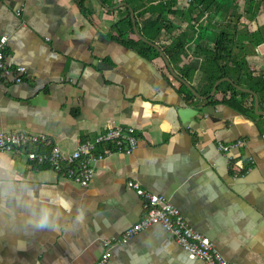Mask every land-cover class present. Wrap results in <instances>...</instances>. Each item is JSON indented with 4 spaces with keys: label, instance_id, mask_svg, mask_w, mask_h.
Returning a JSON list of instances; mask_svg holds the SVG:
<instances>
[{
    "label": "crops",
    "instance_id": "obj_1",
    "mask_svg": "<svg viewBox=\"0 0 264 264\" xmlns=\"http://www.w3.org/2000/svg\"><path fill=\"white\" fill-rule=\"evenodd\" d=\"M198 1L0 0L5 62L26 69L17 84L0 77V133L44 135L65 153L112 127H132L138 139L132 154L96 160L87 187L0 154V264H95L103 241L120 239L143 216L128 181L163 195L229 264H264V116L251 94L236 89L235 103L226 102V85L211 94L221 79L245 81L246 70L264 76V39L251 40L264 31V14L252 11L264 0H244L249 29L228 19L232 0ZM130 9L139 34L167 52L200 98L156 49L130 45L141 41L129 30ZM186 30L195 36L188 42ZM221 32L231 47L214 68ZM242 46L247 52L237 55ZM237 140L244 145L218 148ZM109 253L107 264H204L158 225Z\"/></svg>",
    "mask_w": 264,
    "mask_h": 264
},
{
    "label": "built area",
    "instance_id": "obj_2",
    "mask_svg": "<svg viewBox=\"0 0 264 264\" xmlns=\"http://www.w3.org/2000/svg\"><path fill=\"white\" fill-rule=\"evenodd\" d=\"M7 39L0 38V77L5 83H20L25 68H10L5 62ZM138 139L132 127H112L91 140L80 142L70 152H62L51 145L44 135L25 133H0V154L11 153L30 166L48 168L74 183L87 187L94 175L93 163L115 152L130 155L137 147ZM244 145L242 140L232 144H219V150L227 153ZM141 199L143 216L139 222L129 227L118 240H104V251L95 264H107L109 249L115 243L126 242L144 229L158 225L167 231L186 252L189 258L201 260L204 264H229L216 250L214 244L191 228L179 210L163 195L155 194L135 181H128Z\"/></svg>",
    "mask_w": 264,
    "mask_h": 264
},
{
    "label": "trees",
    "instance_id": "obj_3",
    "mask_svg": "<svg viewBox=\"0 0 264 264\" xmlns=\"http://www.w3.org/2000/svg\"><path fill=\"white\" fill-rule=\"evenodd\" d=\"M225 1V0H223ZM198 2L200 3H206V0H199ZM248 3H247V7H248ZM137 16L135 15V20L137 22ZM128 25H129V30L132 31V25H131V20H130V16H129V19H128ZM138 28V27H137ZM139 30V28H138ZM140 32V31H139ZM260 30H258L257 32L253 33V34H260ZM228 35L225 33V32H221V34L217 35L216 37V42L214 44V49L212 51L213 55L210 59V64L214 66V68H217L218 66V63L219 61L222 60V57L223 55L228 52L229 48L231 47V40L232 39H228ZM138 44H140L142 46L141 50H145L147 52H151V53H154L155 55H159L158 52L153 49L151 46L137 40V41H133L132 44H130L131 46L133 47H136ZM163 50V48H162ZM163 52L165 53V55H168L166 51L163 50ZM244 65V63H243ZM241 66V65H240ZM219 71H220V75L223 77V76H226L228 73L225 71V68L220 66L219 67ZM245 81H242L241 78H237V79H234L233 82L235 84H237L238 86L242 87V88H247V89H251L252 91L256 92L258 97H259V109L260 110H264V76H259L257 78H254L252 76V72L249 71V70H246L245 72ZM183 78H185L186 80H188V78L183 74ZM247 80V82H246ZM249 81H252V84L249 85L248 82ZM212 85V84H211ZM210 85V89L212 88V86ZM222 85H226L225 87L228 88V90L230 91V98L226 100V93H224V97H223V101L226 100V102H229V103H235L236 102V93H237V90L236 88H234L229 82H224V83H221V84H218L217 86V90H221L222 88ZM182 87L186 90L187 94L190 96V97H193L192 94L190 93V91L187 90V88L185 86L182 85ZM209 89V90H210ZM226 92V91H225ZM240 93V92H238ZM208 94V93H206ZM252 106H254V99L252 98Z\"/></svg>",
    "mask_w": 264,
    "mask_h": 264
},
{
    "label": "rangeland",
    "instance_id": "obj_4",
    "mask_svg": "<svg viewBox=\"0 0 264 264\" xmlns=\"http://www.w3.org/2000/svg\"><path fill=\"white\" fill-rule=\"evenodd\" d=\"M230 1L231 0H227V2H225V3H230ZM225 5H228V4H225ZM229 8V10H230V12H232V8L233 7H236V8H234V10H235V14H230V17H228V19L231 21V24L233 25V24H235V26H236V24H237V27H238V23H240V24H244V21H245V19L246 18H248L249 16V14L246 12V10H245V7H246V3L244 2V0H232V2L230 3V5L228 6ZM249 9H250V7H248ZM252 11L254 12V13H260V14H264V8H260V9H257V10H255V9H253L252 8ZM237 12V13H236ZM255 15H253V14H251V17H254ZM249 22H252L250 19H249ZM245 26H243V28L244 29H249V27H248V25H247V23H245L244 24ZM238 29V28H237ZM234 31V30H233ZM254 31V30H253ZM258 30H256V31H254V32H257ZM238 32H242L241 30L239 31L238 30ZM243 33V32H242ZM189 34V35H188ZM145 36H147L148 37V35H146V34H144ZM184 38H185V40H187V42L188 41H190L191 39H190V37L191 38H195V36L194 35H192V34H190L189 33V31H182V34H181ZM246 37H248V36H242V38H246ZM264 39V31H261V33L260 34H258V35H256V34H251V40H254V41H260V39ZM185 47H188V46H190L189 44H185L184 45ZM239 47V46H238ZM243 48H245L244 46H242L241 48H239V49H237V50H239V51H235L236 52V54L237 55H241L242 53H246L247 51L246 50H241V49H243ZM230 52L232 53V54H234V50L233 49H231L230 50ZM231 60V59H230ZM239 61V60H238ZM172 63H173V65L175 66V63L172 61Z\"/></svg>",
    "mask_w": 264,
    "mask_h": 264
},
{
    "label": "water",
    "instance_id": "obj_5",
    "mask_svg": "<svg viewBox=\"0 0 264 264\" xmlns=\"http://www.w3.org/2000/svg\"><path fill=\"white\" fill-rule=\"evenodd\" d=\"M130 15H131V21H132V26H133V31L135 33V35L143 42L149 44L150 46H152L154 49H156L160 56L163 58L168 70L170 71V73L177 79L179 80L180 83H182L183 85L186 86V88L191 91L196 97H199L200 96L197 94V92L192 88V86L190 84H188L187 82H185V80H183L182 78H180L179 76H177V74L174 72L169 60L167 59V57L165 56V54L163 53V51L161 50V48L155 44H152L150 42H148L144 37H142L138 30H137V27H136V24H135V19H134V14H133V11L130 9ZM229 81L231 82L228 78H224V79H221L219 81H217L216 83L213 84V89H212V92L211 94L213 95L216 91V88H217V84H219L221 81ZM234 88H236L237 90L241 91V92H244V93H248V94H251L254 98V111L259 114V115H263L264 116V111H261L259 109V98H258V95L257 93H255L254 91L250 90V89H246V88H241L237 85H233Z\"/></svg>",
    "mask_w": 264,
    "mask_h": 264
}]
</instances>
